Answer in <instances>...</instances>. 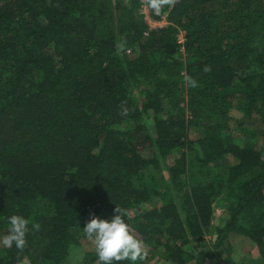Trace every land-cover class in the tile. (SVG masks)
<instances>
[{
  "label": "trees",
  "instance_id": "16d2710c",
  "mask_svg": "<svg viewBox=\"0 0 264 264\" xmlns=\"http://www.w3.org/2000/svg\"><path fill=\"white\" fill-rule=\"evenodd\" d=\"M145 5L0 0V235L29 221L0 264H98L82 227L115 207L135 264H264V0Z\"/></svg>",
  "mask_w": 264,
  "mask_h": 264
},
{
  "label": "clouds",
  "instance_id": "9594fccd",
  "mask_svg": "<svg viewBox=\"0 0 264 264\" xmlns=\"http://www.w3.org/2000/svg\"><path fill=\"white\" fill-rule=\"evenodd\" d=\"M162 3L163 0H147V7L159 12ZM126 215L127 213L118 207H115L113 214L107 218L89 213L82 231L85 238L94 244L98 264H117L124 260L135 264L136 261L143 259L142 242L130 231L125 220ZM8 224L6 234L0 235V245L5 248L13 245L17 249L22 248L29 230L28 219L22 215H11L8 217ZM31 227L39 229L36 223H33Z\"/></svg>",
  "mask_w": 264,
  "mask_h": 264
},
{
  "label": "rangeland",
  "instance_id": "374dc122",
  "mask_svg": "<svg viewBox=\"0 0 264 264\" xmlns=\"http://www.w3.org/2000/svg\"><path fill=\"white\" fill-rule=\"evenodd\" d=\"M154 11L153 9L147 7V5H145L142 9V13L145 15V20L147 21V23L149 24V26L151 27H154V28H157L159 27L161 24H162V20L161 21H156V20H153L152 17L150 16L151 12ZM155 12V11H154ZM181 52H183L184 54V47H183V44H184V36L181 38ZM182 59H184V57H182ZM139 95V92L137 93ZM255 123V130L257 129H261V126H260V123L254 121ZM262 134V133H260ZM223 204V203H221ZM221 204H218L216 203V209H215V219L213 221V225L214 227H217V226H221L224 222H223V218L224 216L226 217V215L223 213V205ZM218 218V219H216ZM206 241L200 246L198 247V250H201L203 248V250H208L210 247L212 248V243L214 241V237L213 236H207L206 238ZM205 248V249H204ZM5 250L6 248L3 247L2 245H0V257H2L5 253ZM84 250L86 251V249L84 248ZM84 250L83 251H78V252H75V258L73 260H69V262L67 264H81V261H82V256H83V253H84ZM243 253H238L236 252L235 250H233V256H234V259L237 261L239 260L240 258H244L245 257V253H244V257L241 256ZM256 254V253H254ZM213 255H218L220 256V258H218L219 260H216V259H212V260H209L208 261V264H217V263H220V261L223 262V264L225 263V261L228 259L226 258V256L224 257L222 253H214ZM251 257V256H250ZM253 257V256H252ZM256 258V256H254ZM26 264V263H24ZM145 264H162V261H159L158 258H153V259H150L148 260Z\"/></svg>",
  "mask_w": 264,
  "mask_h": 264
},
{
  "label": "built area",
  "instance_id": "2783aa9c",
  "mask_svg": "<svg viewBox=\"0 0 264 264\" xmlns=\"http://www.w3.org/2000/svg\"><path fill=\"white\" fill-rule=\"evenodd\" d=\"M167 25V22L165 21V20H162V24L159 26V27H164V26H166ZM151 27V26H150ZM151 28H153L154 29V27H151ZM184 36V34H183V32H181L180 34H179V36H178V42H179V44H181L182 42H181V38Z\"/></svg>",
  "mask_w": 264,
  "mask_h": 264
}]
</instances>
